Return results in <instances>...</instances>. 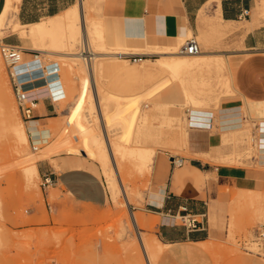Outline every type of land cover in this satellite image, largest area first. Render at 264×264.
<instances>
[{
    "label": "rangeland",
    "instance_id": "obj_1",
    "mask_svg": "<svg viewBox=\"0 0 264 264\" xmlns=\"http://www.w3.org/2000/svg\"><path fill=\"white\" fill-rule=\"evenodd\" d=\"M4 1L0 0V10ZM205 12L210 13L209 8H206ZM98 13H100V16L96 15L97 11L95 9L91 10V14L96 17L95 20L99 21L100 18L108 30V43L111 46L117 49L120 46L122 50L154 51V47L139 48L117 41L118 35H120L118 24L113 21L112 17L108 16L105 7H101ZM102 15L104 16L103 18ZM195 35L200 42L202 51L222 53L226 60L225 66L220 68L196 69L193 75L194 78L190 79V81L185 80L190 86H194V92L197 96L206 97L207 100L198 106L215 113L214 126L210 130V132H215L218 128L216 124H218L219 107H221L224 100L236 96L233 84V68L237 57L225 54L223 49L233 48L234 45H238L230 41L232 36L230 31L220 34L209 27L208 30L203 29L200 34L198 32ZM191 36L194 35L186 34L179 41L180 50H182L181 45L183 42ZM10 37L17 38L19 46H26V48L23 47L25 52L22 61L18 64V70L43 66L44 62L54 59L62 63V60L65 59L63 56L53 52L30 48L33 46L32 40L29 37L23 38V36L19 35V32L3 35L0 37V42L2 40L8 41ZM167 39L155 38V40ZM176 41L177 39L173 42ZM81 43L80 39L78 42L79 48H76L78 51L83 48ZM172 43L162 44L160 42L159 44L165 48L167 47V49H172ZM36 52L40 53L39 57L35 56L34 53ZM158 55L159 53L149 52L144 57L153 59ZM43 60L46 61L42 62ZM125 60L130 65L142 61L129 58ZM81 61L84 64V68L69 70L67 65L63 66L64 76L72 78L71 80L69 79L68 83L67 80L64 82L66 87L69 86L68 95L59 102L56 101L57 111L55 116L42 121L40 124V127L50 129L52 133L50 134V139L53 140L48 145V147H51L49 150L50 156L38 160V163L40 161H50L58 170H61L65 164H71L72 159L86 157L83 154L80 155V153L78 155L69 153L66 148L67 143L59 142V144L63 145H58V141L54 139L58 137V139H62L63 136V139L65 137V139H70V142L76 147H83L79 128L74 123V104L75 100L77 101L81 96V78L89 73L88 68L85 67L84 59L81 58ZM3 62H5L4 70L2 73L0 72V98H3V93L5 94L9 90L11 92L10 96L16 101V106H18L9 68L4 57ZM104 62L110 65L105 64V67L102 70H96L95 74L96 79H99L103 88H109H106L105 92L110 91V89L117 93L141 91L144 88H149L157 81L166 79L165 85L157 97L152 99L148 94H145L143 99L140 100V105L133 110L138 117H143L140 119V139L142 143L153 146L156 149V155L162 156L164 165L168 166V168L174 156L186 158L201 154L210 155L209 160L217 165L250 166L255 163V158L258 156L257 140L260 136V119L256 115L251 114L249 107L257 102L250 103L249 100V106L244 107L246 117L244 127L240 132L236 131L227 135H223L221 132L223 136L221 135L220 142L211 147L210 150L204 152L193 151L190 146L192 125H188L186 119L191 113L190 109L197 106L190 98H187L182 87L184 78L188 75L185 73L177 74L167 68L166 70L160 69L158 71H148L142 75L139 74L135 80L119 71L112 61ZM149 63L152 62L150 61ZM98 75L101 78H97ZM111 79L112 81H110ZM227 81L231 82L230 86H227ZM38 82L43 84L45 80L40 79ZM125 84L128 86L126 87ZM43 87L44 85L34 87L27 93L30 96H46V90ZM91 93L90 90L78 101L83 105H87L88 109H90V113L88 110L84 113L87 124L93 122L92 126L95 127V130L103 133L99 117L96 120H89L90 117H97L96 110L91 112ZM259 105L261 106L262 104L259 103ZM17 109L19 110V116L26 124L30 144L28 149L17 152L12 146V140L9 135L0 134V264H129V260L136 255H141L143 264H148L140 244L138 246L136 244L139 231H142L146 241L150 240L155 244V251H150V264H163V252L168 244H158L157 225L152 228L138 225L137 228L131 217L133 212L136 215L141 214L145 218L150 217V214L141 210L139 206L143 205L142 200L145 192L154 188L156 184L155 165L141 169L134 163L130 155L119 154L117 156L118 165L121 168V178L129 197L128 203L124 200L125 191L121 187H119L120 195L118 199L109 197L107 203L101 206L76 203L66 195L60 198L59 196L63 193L59 188L51 185L47 188L42 186V175L40 173L35 177L34 182L29 184L27 181L25 168L28 161L24 160L25 158L23 157L28 155L25 152H36L37 149L33 148L28 122L22 117L19 106ZM103 114L104 116L106 114L105 108ZM145 115L147 118H144ZM122 132V128L118 127L117 124H114L112 129H110L112 138L117 137ZM62 133L63 135H61ZM75 135L79 139L75 138ZM135 136L136 134H134ZM40 138L43 140L45 136ZM218 151H220L219 154L222 152L230 153L220 156ZM62 155H67L70 158L64 165L62 163ZM86 159L89 158L86 157ZM89 160L97 164L98 168L102 165L99 158ZM183 162L185 164L187 160ZM256 163L260 165L258 159ZM172 164L175 166L174 163ZM247 188L252 190L248 191L242 187L235 188L232 186H222L220 188L219 198L223 204L224 215L220 219L210 211V220L213 226L221 228L222 234L199 243L211 255L212 264H252L251 260L254 259H258L264 264V256H257L242 247L243 239H247L253 248L258 250V242H253L252 239L256 238L255 230L258 226L264 230V189ZM51 192L53 195H51ZM238 196H241V201H239ZM119 200L123 201V203ZM211 201L218 202L214 198H211ZM178 221L181 222L180 217Z\"/></svg>",
    "mask_w": 264,
    "mask_h": 264
},
{
    "label": "crops",
    "instance_id": "obj_2",
    "mask_svg": "<svg viewBox=\"0 0 264 264\" xmlns=\"http://www.w3.org/2000/svg\"><path fill=\"white\" fill-rule=\"evenodd\" d=\"M76 1L20 0L17 14L22 24H29L57 14ZM96 4L97 12L105 7L108 16L118 24L120 35L117 41L139 48L146 44L172 43L178 34L186 35L190 27L194 36L216 23H222L221 31L217 33L232 32L230 41L238 46L224 48L223 51L237 57L233 68L236 96L222 102L224 112L221 114L218 110L220 120L215 132H210L215 121L213 111L206 114V124H192L195 125L190 130V146L193 151L210 150L220 142L223 125L237 121L244 123V107L249 106V100L250 103L253 100H264V0H98ZM206 8H209L210 13L205 12ZM157 37L168 39L155 40ZM8 41L17 44V38L10 37ZM38 86L43 85H33ZM38 98L35 118L31 120L35 122L29 124L34 128L55 116L57 111L52 96ZM237 112H240L239 115ZM36 131L37 137H40V131ZM261 140L264 142V134L259 136L258 142ZM259 146L255 163L250 166L217 165L209 160L210 155L201 154L184 157L187 162L178 166H173L172 162L168 168L162 156L156 155V184L145 192L143 205L139 208L149 213L151 219L154 216L158 219L156 234L163 245L168 244L163 252V264H212L211 255L199 245L200 242L222 234L220 227L212 225L210 211L220 219L224 215L219 198L222 186L264 189V156ZM229 153L222 152L219 155ZM62 158L63 165L70 160L67 155H62ZM257 159L260 165H257ZM38 167L41 175H53L55 181L51 186L62 191L60 198L66 195L76 203L95 206L107 203L109 193L105 179L96 169L98 165L92 161L72 159L71 164H65L61 170L56 169L50 161H40ZM211 198L218 202H212ZM184 216L197 217V227L187 226ZM150 217L144 218L150 221ZM179 217L181 222L178 221ZM251 261L252 264H262L258 259Z\"/></svg>",
    "mask_w": 264,
    "mask_h": 264
},
{
    "label": "bare ground",
    "instance_id": "obj_3",
    "mask_svg": "<svg viewBox=\"0 0 264 264\" xmlns=\"http://www.w3.org/2000/svg\"><path fill=\"white\" fill-rule=\"evenodd\" d=\"M19 2L20 0H5L4 5L0 11V37L13 32H19V35L23 36V38L29 37L30 40H32L33 46H31L30 48L40 51L53 52L65 58L62 60V63L56 59L46 63L44 62L46 60H43V65H45L35 68L42 69L44 67V70L42 72H39V78L45 80V83H39L38 80L40 79L37 78L35 79L37 81H34V84L39 83L44 85L43 88L46 90V95L52 96L55 102H59L61 99L65 98L68 95L69 86L66 87L64 82H66L67 80L68 83V81L72 79L71 77H66V75L64 76L63 66L67 65L69 70L84 68V64H82L81 61V58H83L85 62V67L89 70V73L87 75L82 76L81 78L82 88L80 92V98L82 99L91 90V112L96 110L97 117H90L89 120H96L99 117V119L101 120L103 133L97 132L95 130V127L92 126L93 122L87 124V122L85 121L84 113L87 110L90 113V109H88L87 105H83L80 101H78L80 100L79 98L77 99V101L75 100L74 104V123L79 128L83 147H76L70 142V139H65L66 137L63 139V136L62 139H58L59 137L54 139L58 141V145H63L59 144V142H63L65 144L67 143L66 148L68 149L69 153H74L77 155L80 153V155L83 154L89 159L99 158L101 160L102 165L96 169L106 181V185L109 190V197L113 199H118L120 195L119 187H121V189L125 191L124 200L128 203L129 197L126 192L124 182L121 178V168L118 165L117 156H119V154H122L124 156L125 154L130 155L133 158L134 163L141 169L150 166L153 167V165L155 164L156 149L151 145H146L142 143L140 139V119L143 117H138V115L135 114L133 109L137 108V106L140 105V100L143 99V96H145V94H148L149 97H152V99L157 97V95L163 89L166 79L157 81L153 83L149 88H144L141 91H128L127 93H117L111 91L112 89H110V91L105 92V89L108 87L104 89L103 85L99 82V79H96V70H102L103 67H105V64H109L104 61L110 60L119 71H122L124 74H126V76H131L135 80L138 78L139 74L142 75L148 71L152 72L158 71L160 69L166 70L167 68L175 71L177 74L185 73L188 76L184 78L182 87L185 91V95L187 96V98H190L197 106L190 109L191 113L186 119V122L188 125H192L195 123L206 124L208 122V115L206 114L211 111L200 108L201 106L199 107L198 105H200L203 101L207 99L204 96H197L194 92V86H190V84H188V82H185V80L187 79V81H190V79H193V75L196 69L198 70L208 67L220 68L225 66V57L222 55V53L205 52L201 49L198 52H188L183 49L182 51L180 50L179 41L184 37V34H178L176 38L177 41L172 43V49H167V47L165 48L161 44H146L147 46H144L145 48L154 47L155 49L153 52L159 53V55L153 59L143 57L142 59H140L142 61L137 62L134 65H130L125 60L126 58L121 56L120 53H136L140 51L122 50L120 46L117 49L116 47L111 46L108 43V30L105 28L104 23H102L100 18L99 21H96V17L91 14L92 9H95L97 11V7L95 6L98 5L96 4L98 3V0H78L72 5H70L68 8L57 14L47 16L39 21L31 22L29 24H22L18 17L17 13L19 10ZM96 15L100 16V13L97 12ZM103 17L104 16L102 15V18ZM221 27L222 23H216L211 28L216 32H219L221 31ZM187 34L194 35V32L191 27L187 29ZM80 39L82 41L81 44L83 48L82 50H80V48L78 51L76 48H79L78 42L80 41ZM184 43L185 42H183V44ZM183 44L181 46H183ZM21 46L26 48V46L24 45ZM149 52L153 53L148 50L144 51V53ZM1 54L2 53L0 52V72L2 73L4 70L5 62H3V57ZM36 56L39 57L40 53H37ZM150 61L152 63H149ZM97 78H101V76L98 75ZM73 79L75 80V78ZM110 81H112V79ZM107 83H109V81ZM230 85L231 82L227 81V86ZM125 86L127 87L128 85L125 84ZM10 93L11 92H9L8 90L5 92V94L3 93V98H0V134L9 135V138H11L12 140V146L17 152H20L22 150L28 149V145L30 144V138L26 124L18 114L19 110L17 109L18 106H16V101H14V99L10 96ZM253 102L257 103L250 105L251 107H249V109L251 114L261 118L259 123L261 124L259 127V132L262 136V134H264V100H253ZM259 103L262 105L260 106ZM104 108L106 109L105 116L103 114ZM218 110H220L221 114L222 112H224L222 107H219ZM232 110H230V112ZM233 114L236 115V113ZM229 115L230 113L228 114V116ZM144 118H147L146 115L144 116ZM34 122L35 121H30V123H28V129L30 126L29 124ZM114 124H117L118 127H121L123 132L117 137L115 136L112 138V136L110 135V129H112V126ZM243 125L244 123L242 121H237L234 123L231 122V124H227L225 126L223 125L224 130H222L221 132L223 135H227L236 131L240 132L243 129ZM37 129L40 131V137L45 136L43 140L42 138L37 137ZM49 131V128H42L40 126L38 128H34L32 126L31 131L29 130L30 134H33L34 137L37 138L35 139V142L38 146L36 152H25L28 155L26 157H23L25 158L24 160L28 161L25 168V175L29 184L34 182L35 177L38 176L40 173L38 167V160L45 159L50 156L49 150L51 149V147H48V145L51 144L53 139H50L51 135L50 133H48ZM46 133L47 135H45ZM134 134H136L135 137ZM61 135H63V133ZM75 138H78V136H76ZM263 144L264 142L262 140L258 142V145H260L259 149L261 150L262 155L264 156ZM86 157L83 158L86 159ZM243 189L248 191L252 190L250 188ZM240 198L241 196H238L239 201H241ZM119 201L123 203V201ZM131 217L133 218V223L137 228L138 225L141 227H154L158 223V219L156 216H154L153 219H151L150 217L149 221V218L145 219L141 214L136 215L133 212ZM137 236L138 241L136 244L137 246L138 244H140L141 249L143 251V255L145 256L148 264H150V251H155V244L150 240L146 241V239L142 235V231H139ZM157 242L159 245H163L162 241L158 238ZM129 264H143L142 256L136 255L135 257L131 258L129 260Z\"/></svg>",
    "mask_w": 264,
    "mask_h": 264
},
{
    "label": "built area",
    "instance_id": "obj_4",
    "mask_svg": "<svg viewBox=\"0 0 264 264\" xmlns=\"http://www.w3.org/2000/svg\"><path fill=\"white\" fill-rule=\"evenodd\" d=\"M182 49L188 52H198L201 49L200 42L198 41L196 36L188 37L185 43L183 44ZM0 51L3 57L5 58L7 62V66L9 68L8 70H9L11 82L13 85V89L15 92V96L18 102L21 115L26 122L31 121L35 118L34 113L38 106L39 98L38 96H30L27 92L34 88L33 87L34 81L35 79L39 78V72H42L44 70V67L42 69L32 67L27 70H18L17 67L18 64L23 59V54L25 52V49L16 43L2 40L0 42ZM34 54L36 56L37 52ZM120 55L125 58L140 60L144 56H146L147 53L121 52ZM33 69H38V70H33ZM52 99L54 100L53 97ZM30 127L31 126H29V130L31 131ZM50 134H52L51 131ZM31 136L33 142V148L37 149L38 146L35 142V137L33 134H31ZM172 158H173L172 162L174 163V165L183 164L184 157L174 156ZM54 181H55L54 177L51 173H45L42 175L41 184L45 188L51 185ZM184 219H186V225L189 227H197V224L199 222V219L197 217L184 216ZM255 234H256L255 235L256 238L252 239V241L258 242L257 247H259V249L255 250L253 246L250 244V241L247 239H243L244 241H242V247L248 252H252L264 256V230L258 226L255 230Z\"/></svg>",
    "mask_w": 264,
    "mask_h": 264
}]
</instances>
